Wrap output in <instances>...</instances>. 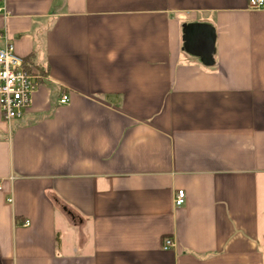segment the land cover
Returning a JSON list of instances; mask_svg holds the SVG:
<instances>
[{"label":"crops","instance_id":"1","mask_svg":"<svg viewBox=\"0 0 264 264\" xmlns=\"http://www.w3.org/2000/svg\"><path fill=\"white\" fill-rule=\"evenodd\" d=\"M0 7L45 75L23 118L0 111V264H264V10Z\"/></svg>","mask_w":264,"mask_h":264},{"label":"built area","instance_id":"2","mask_svg":"<svg viewBox=\"0 0 264 264\" xmlns=\"http://www.w3.org/2000/svg\"><path fill=\"white\" fill-rule=\"evenodd\" d=\"M252 10H264V0H249ZM4 8L0 7V15L4 13ZM0 111L5 123L21 119L31 108L34 95L44 80V74L32 64H28L19 57L15 50L14 43L7 33H0ZM59 104H70L69 96L62 95ZM186 201V193L182 190L175 195L174 205L182 207ZM11 202V200H10ZM26 221L24 226H29ZM174 247L172 239H165L163 250L168 251Z\"/></svg>","mask_w":264,"mask_h":264}]
</instances>
